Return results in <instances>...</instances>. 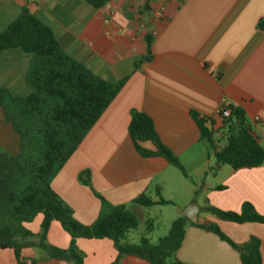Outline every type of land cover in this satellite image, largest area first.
<instances>
[{
  "label": "crops",
  "instance_id": "obj_1",
  "mask_svg": "<svg viewBox=\"0 0 264 264\" xmlns=\"http://www.w3.org/2000/svg\"><path fill=\"white\" fill-rule=\"evenodd\" d=\"M160 6H165L167 17L154 20L150 12ZM24 7L35 12L53 30L63 49L91 71L109 81L127 78L77 151V164L66 170L72 160L67 162L53 179V189L71 207L75 219L90 225L103 211L101 199L76 181L81 160L91 171L95 190L112 205L132 204V210L137 205L133 200L143 194L158 200V192L172 201L177 185L187 191L186 202L195 201L185 182L174 183L169 177L173 166L163 157L145 158L136 151L128 126L132 111L138 110L151 116L165 145L202 178L201 185L194 186V195L201 196L204 204H197V222L217 225L240 245L252 236L259 238L264 264L263 224L227 222L207 209L213 206L239 212L245 203H251L264 216V163L237 170L229 165L216 167L213 151L211 158L202 145L193 115L196 112L208 119L207 126L222 147L235 121L224 120L216 112L231 103L244 111L264 146V29L258 27L264 19V0H111L101 9L84 0H0V32ZM142 22L146 28H141ZM153 30L158 34L149 56L146 36ZM30 63L31 56L22 51H4L0 55V87L14 95L29 94L32 88L26 74ZM255 116L260 117L259 122ZM0 147L15 153L20 150V135L5 120L2 109ZM181 212L178 217L184 215ZM41 215L35 217V228H26L38 233ZM71 240L59 221L51 223L49 244L67 249ZM76 244L85 255L84 264H113L118 256L114 241L108 238H78ZM176 256L186 264H242L235 247L196 225L186 227ZM0 264L75 263L51 258L40 247L30 246L19 256L13 248L0 249ZM117 264L152 263L125 256Z\"/></svg>",
  "mask_w": 264,
  "mask_h": 264
},
{
  "label": "trees",
  "instance_id": "obj_2",
  "mask_svg": "<svg viewBox=\"0 0 264 264\" xmlns=\"http://www.w3.org/2000/svg\"><path fill=\"white\" fill-rule=\"evenodd\" d=\"M84 1L101 9L111 0ZM258 27L264 29V19L259 21ZM153 38L146 36L149 56ZM11 49L31 55L26 80L32 90L21 97L0 87V109L5 120L20 135L18 154L0 151V249L13 248L19 256L23 248L38 246L51 258L84 264L85 255L77 247L76 240L108 238L114 241L118 251L113 264L125 256H135L152 264H186L176 253L183 243L186 227L196 225L217 233L235 247L242 264H263L259 238L252 236L240 245L217 225L195 223L185 215L175 219L168 235L155 244L147 236L141 237L136 244L129 242L128 235L139 226L137 216L128 205H112L102 196L104 210L99 219L90 225L77 221L51 181L81 147L89 131L122 91L127 78L106 80L70 56L53 30L28 7L0 32V55ZM193 115L201 131V140H207L214 153L216 167L229 165L237 170L264 163V146L253 133L243 110L232 106L229 119L235 123L226 132L227 140L222 147L216 143L213 130L208 128V119L199 117L196 112ZM128 133L142 157H163L185 177L189 176L181 160L162 141L154 120L147 113L132 111ZM158 195L159 199L154 200L143 194L132 203L148 208L172 204L159 192ZM207 209L227 222L264 225V216L251 203H245L239 212L222 211L213 206ZM39 213L43 220L41 232L36 235L24 223ZM53 221H59L71 235L69 248L61 249L47 242V232ZM152 230L153 222L148 220L147 233ZM36 236L38 241H35Z\"/></svg>",
  "mask_w": 264,
  "mask_h": 264
},
{
  "label": "rangeland",
  "instance_id": "obj_3",
  "mask_svg": "<svg viewBox=\"0 0 264 264\" xmlns=\"http://www.w3.org/2000/svg\"><path fill=\"white\" fill-rule=\"evenodd\" d=\"M17 50L21 51L20 49H17ZM27 56H31V55L27 54ZM6 62L9 63L7 60H6ZM11 93L14 94L13 91H11ZM18 93H20V92H18ZM17 95L21 96V97H25L28 95V92H21L20 94H17ZM202 145L203 146L205 145L208 148L209 153H210V157L212 158L213 157L212 149L210 147L209 142L207 140H203ZM0 151L9 153L11 155H15V154H18L20 152V150H19L18 153H15V152H12V150L5 149L3 147H0ZM77 151L67 161V162H69L72 160L70 162V164L68 165L66 170H71V168L73 166H75V164H77V161H76L77 157H75ZM83 163H84L83 160H81V162L79 161V163H78V167H77L78 171L76 172L77 183L80 184L81 186H86L87 188H89L100 199H101L100 196H102L104 199H106L103 195L98 193L95 190V188L93 187L91 171L88 168H85V165ZM62 168L57 172V174L62 170ZM185 168H186V171L189 175L188 177H185L183 175V173L175 167H171L169 177L173 179L174 183H176V181L185 182L188 186V187H186V189L191 188L193 190L192 200L195 199V201H193V202L196 204H200V205L204 206L203 201L201 200V196L194 195V186L196 184L201 185L202 178H200L198 176V174L194 171V169L191 168L190 166H185ZM67 172L68 171H66V173ZM53 179L51 181V185H52ZM175 188L177 191L174 192L175 198L172 200V204L157 205V206H153V207H149V208L136 205L132 208L131 211H133L135 213V215L137 216L139 226L136 230L131 231L130 234L128 235L129 242L136 244L139 242L141 237L147 236L151 240V242L155 244L159 241L160 238L168 235L172 222L175 219H177V217L182 213L181 211H184V209L189 204L193 203L192 201L186 202V201H188L187 199H189V196H187V191L183 192L184 191L183 187L177 185V186H175ZM101 201H102V199H101ZM102 203H103V201H102ZM130 205H132V204H129L128 207ZM103 210H104V204H103ZM39 215H41V214L39 213ZM203 215H204V212L201 213V216H203ZM148 220H152V222H153V230L151 233H147V222H148ZM35 222H36L35 218H33L30 222H27L26 224H24V226L27 227V225H31L30 227L35 228V226L32 225ZM40 232H41V226H40L38 233H34V232L33 233L37 235ZM38 239H39L38 236H36L35 241H38Z\"/></svg>",
  "mask_w": 264,
  "mask_h": 264
},
{
  "label": "built area",
  "instance_id": "obj_4",
  "mask_svg": "<svg viewBox=\"0 0 264 264\" xmlns=\"http://www.w3.org/2000/svg\"><path fill=\"white\" fill-rule=\"evenodd\" d=\"M150 15H151V17L154 20H163L164 18L167 17V12H166L165 6H160V7L156 8V9L151 10ZM106 21H108V20H106ZM140 26H141V28H146V23L142 22ZM106 34L109 35L110 32L106 31ZM157 34H158V31L157 30H153L150 35L155 37ZM216 114L219 117H221L222 119H224V120L229 119L231 114H232V105H231V103H225L221 108H219L217 110ZM254 120L256 122H259L260 121V117L259 116H255Z\"/></svg>",
  "mask_w": 264,
  "mask_h": 264
},
{
  "label": "water",
  "instance_id": "obj_5",
  "mask_svg": "<svg viewBox=\"0 0 264 264\" xmlns=\"http://www.w3.org/2000/svg\"><path fill=\"white\" fill-rule=\"evenodd\" d=\"M199 206L196 203L189 204L183 211L184 215L192 222L198 221Z\"/></svg>",
  "mask_w": 264,
  "mask_h": 264
}]
</instances>
